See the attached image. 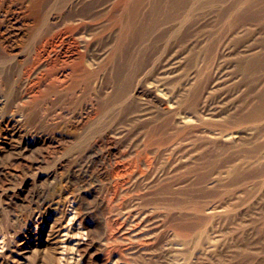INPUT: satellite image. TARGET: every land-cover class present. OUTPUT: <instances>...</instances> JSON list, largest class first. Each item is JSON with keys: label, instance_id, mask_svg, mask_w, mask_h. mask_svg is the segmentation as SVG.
I'll use <instances>...</instances> for the list:
<instances>
[{"label": "rangeland", "instance_id": "374dc122", "mask_svg": "<svg viewBox=\"0 0 264 264\" xmlns=\"http://www.w3.org/2000/svg\"><path fill=\"white\" fill-rule=\"evenodd\" d=\"M0 112V264H264V0H0Z\"/></svg>", "mask_w": 264, "mask_h": 264}, {"label": "bare ground", "instance_id": "6f19581e", "mask_svg": "<svg viewBox=\"0 0 264 264\" xmlns=\"http://www.w3.org/2000/svg\"><path fill=\"white\" fill-rule=\"evenodd\" d=\"M78 16V15H77ZM74 18V17H73ZM78 18V17H77ZM79 19V18H78ZM170 69V68H169ZM16 100V99H15ZM160 101V100H159ZM2 102V101H1ZM161 102V101H160ZM7 105V104H6ZM15 105V104H14ZM2 106H3V104H2ZM163 106V105H162ZM5 107V106H4ZM167 108V107H166ZM165 108V109H166ZM17 109H19V108H17ZM163 109H164V107H163ZM12 110V109H11ZM11 110H9L10 112H11ZM16 110V109H15ZM20 110H23V109H20ZM8 111V112H9ZM16 111H18V110H16ZM15 111V112H16ZM13 112V111H12ZM1 113V112H0ZM17 114V113H16ZM18 118V117H17ZM26 118V117H25ZM14 119V118H13ZM16 119V118H15ZM19 120V119H18ZM22 120V119H21ZM22 122V121H21ZM25 122V121H24ZM25 124V123H24ZM19 125V124H18ZM21 125V124H20ZM10 126V125H9ZM23 126V125H22ZM25 126V125H24ZM1 129V128H0ZM12 130L14 129H18V128H16L15 126H12V128H11ZM19 129H20V126H19ZM13 130V131H14ZM35 133V132H34ZM18 135V134H17ZM20 135V134H19ZM1 136V135H0ZM3 137V136H2ZM5 138V137H4ZM43 142V141H42ZM46 144V143H45ZM19 150V149H18ZM16 151V150H15ZM19 151H17V153H18ZM23 153V152H22ZM91 155V154H90ZM2 156V155H1ZM18 156V155H17ZM95 156V155H94ZM25 157V156H24ZM91 157V156H90ZM18 158V157H17ZM25 159V158H24ZM18 162H19V159H18ZM24 164V163H23ZM25 165V164H24ZM26 166V165H25ZM22 167V166H21ZM88 168V167H87ZM89 169V168H88ZM89 171V170H88ZM9 173V172H8ZM0 174H1V172H0ZM4 174V173H3ZM13 174V173H12ZM84 174V173H83ZM87 174V173H86ZM82 175V174H81ZM4 176V175H3ZM2 176V177H3ZM6 176V175H5ZM81 178V177H80ZM83 179V178H82ZM85 179V178H84ZM87 179V178H86ZM91 179H92V177H91ZM2 180V179H1ZM4 180V179H3ZM91 181V180H90ZM6 182V181H5ZM3 184V183H2ZM86 183L85 182H83L81 185H80V187H82V188H86L85 185ZM88 185H90V184H88ZM87 185V186H88ZM77 186V185H76ZM82 188H80V189H82ZM4 189V188H3ZM78 189V188H77ZM79 191V190H78ZM84 191H87V189H84V190H82V191H80V192H84ZM42 194V193H41ZM36 195V194H35ZM34 195V196H35ZM9 196V195H8ZM38 196V195H37ZM81 198V197H80ZM34 199V198H33ZM64 229H66V228H64ZM68 230V229H67ZM64 232V231H63ZM65 234V233H64ZM70 236H72L71 234H70ZM65 237V236H64ZM64 237H62V238H64ZM62 240V239H61ZM74 244V243H73ZM75 245V248H74V255L76 256H81L83 259H84V261L86 262V263H88L90 260V252H88L87 251V249L85 248V246L83 245V244H81V243H77V244H74ZM74 247V246H73ZM63 248H61V250H62ZM65 249V248H64ZM72 255V254H71ZM72 258H73V256H71ZM75 258V257H74ZM75 261V260H74ZM81 262V261H80Z\"/></svg>", "mask_w": 264, "mask_h": 264}]
</instances>
